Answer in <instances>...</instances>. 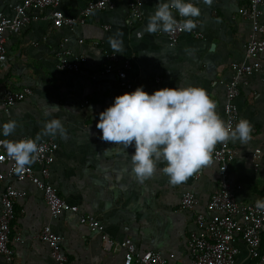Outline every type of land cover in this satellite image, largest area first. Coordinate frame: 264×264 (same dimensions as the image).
<instances>
[{
    "label": "crops",
    "instance_id": "1",
    "mask_svg": "<svg viewBox=\"0 0 264 264\" xmlns=\"http://www.w3.org/2000/svg\"><path fill=\"white\" fill-rule=\"evenodd\" d=\"M21 1L0 0V10L12 15V7ZM92 1L59 0L54 8L66 16H78ZM140 1V20L130 16L129 0H120L112 9L92 11L85 24L73 29L53 27L51 9H41L38 21L6 31L7 52L0 58V98L26 87L32 93L7 111L0 105L1 137L19 140L40 135L41 139L55 140L58 150L49 166V180L63 199L78 206V213L64 212L52 218L32 185L16 183L27 190V195L15 201L11 238L17 234L22 242L12 240L13 259L7 263L0 256V264H56L47 245L37 237L44 225L60 236L65 264H123L127 249L106 248L101 232L79 223L80 214L97 218L104 227L103 234L114 241L131 239L134 252H158L169 264L190 263L187 239L196 228L194 213L203 209L216 190V168L205 166L174 186L163 172L166 163L160 162L153 175L141 181L132 170L135 143L124 149L106 142L96 124L99 114L114 103L116 96L140 86L148 93L165 87H203L224 120L220 81L229 80L232 62L247 61L244 45L252 34L251 26L237 10L250 0H212L211 5L192 0L201 9L194 22L203 37L184 32L176 43L163 31H144L157 4L168 0ZM64 37L73 56L86 58L78 71L55 69V52ZM110 38L120 45L122 53L113 50ZM109 54L118 58L116 69L128 62L126 77L132 89L120 88L114 73H103ZM260 61V69L235 102L240 118L252 125L251 139L244 144L229 140L237 153L228 178L242 186L237 192L242 202L264 200V168L254 170L249 157L256 147L264 154V52ZM52 119L61 120L65 136L46 134L45 125ZM9 120H15L17 128L6 137L2 126ZM4 183L0 179V196ZM185 190L196 194L193 209L180 206ZM242 252L245 255L243 247Z\"/></svg>",
    "mask_w": 264,
    "mask_h": 264
},
{
    "label": "built area",
    "instance_id": "2",
    "mask_svg": "<svg viewBox=\"0 0 264 264\" xmlns=\"http://www.w3.org/2000/svg\"><path fill=\"white\" fill-rule=\"evenodd\" d=\"M120 0H95L80 12L78 16H66L60 10L55 9L59 0H22L12 7V15H7L0 10V58L5 55V33L9 29H21L30 22H36L41 17L38 11L51 9L50 21L55 28L67 27L73 29L77 25H83L92 11H101L114 8ZM261 0H250L241 5L237 12L247 18L251 26V36L244 45L245 62H232L231 75L228 81H220L224 88L225 101L223 106L224 121L231 122L233 128L240 121L236 98L241 90L249 85V78L261 67V55L264 52V9ZM130 16L140 20L142 16L141 1L129 0ZM53 9V10H52ZM32 11V12H31ZM174 11L178 23L182 17ZM197 25V22H195ZM184 31L179 27L173 33H166L167 38L176 43L180 34ZM190 33L196 38H202L198 31V25ZM68 41L64 37L59 41L55 52V69L58 71H78L86 61L84 56H73L66 46ZM81 41V40H80ZM107 64L103 70L105 74L114 73L118 79V85L123 89H132V84L126 77L128 62L122 67L115 68L118 58L115 54L106 57ZM32 90L28 87L18 92L8 93L0 98V105L7 111L9 107L22 101ZM152 94V93H149ZM4 114H6L4 112ZM28 138L27 136L21 139ZM15 141L2 138L0 130V142ZM42 151L38 158L30 166H26L22 174L15 171V162L7 156L6 149L0 143V179L5 180L1 196L0 210V256L5 262H11L14 249L10 242H22L19 235L11 238V222L15 212V201L27 195V190L19 188L16 183L28 182L41 195L49 215L56 218L64 212L78 213V206L63 199L58 189L49 180V166L55 159L58 143L53 139L43 138L38 141ZM235 148L229 141L217 144L212 153V163L217 170V187L205 202L203 209L196 211L195 229L187 239L191 261L189 264H264V211L255 207L256 201L242 202L237 198L240 184L232 183L228 178V171L236 156ZM250 162L254 170L264 168V154L258 147L250 152ZM182 209H193L197 204L196 194L192 190H185L180 197ZM78 221L90 231L101 232V238L108 249H127L123 254V264L136 262L139 264H169L167 258L158 252L145 251L134 252L131 239L120 242L114 241L103 234L104 227L93 215L80 214ZM38 239L45 243L49 249L51 258L56 264H65L67 258L60 248V236L49 225H44L37 234ZM242 247L245 249L243 255ZM181 264V263H180Z\"/></svg>",
    "mask_w": 264,
    "mask_h": 264
},
{
    "label": "clouds",
    "instance_id": "3",
    "mask_svg": "<svg viewBox=\"0 0 264 264\" xmlns=\"http://www.w3.org/2000/svg\"><path fill=\"white\" fill-rule=\"evenodd\" d=\"M211 5L212 0H203ZM184 18L178 23L174 11ZM201 9L192 0H168L158 3L149 16L144 31L173 33L179 27L192 31L197 27L194 18ZM116 53L120 45L110 38ZM48 113H45L47 115ZM96 127L102 131L106 142L122 145L124 149L135 143L131 156L132 170L141 181L150 178L158 163L165 162L163 172L169 183L180 185L205 166L212 163V153L217 144L239 140L242 144L251 139L252 125L241 119L233 128L216 112V104L207 91L199 86L165 87L149 94L143 86L115 97L114 103L99 114ZM17 128L15 120L2 126L4 136L12 135ZM47 135H66L61 120L52 119L45 125ZM35 138L3 141L7 156L15 162V171L22 174L33 164L42 149ZM107 150V149H106ZM105 150V151H106ZM255 207L264 211V200L258 199Z\"/></svg>",
    "mask_w": 264,
    "mask_h": 264
},
{
    "label": "trees",
    "instance_id": "4",
    "mask_svg": "<svg viewBox=\"0 0 264 264\" xmlns=\"http://www.w3.org/2000/svg\"><path fill=\"white\" fill-rule=\"evenodd\" d=\"M11 226V225H10ZM263 237H264V232H263Z\"/></svg>",
    "mask_w": 264,
    "mask_h": 264
}]
</instances>
